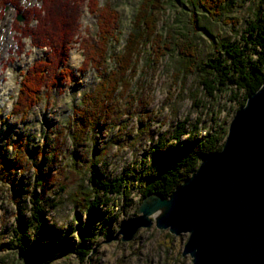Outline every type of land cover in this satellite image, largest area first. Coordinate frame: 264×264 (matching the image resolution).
I'll return each mask as SVG.
<instances>
[{
  "label": "rangeland",
  "instance_id": "1",
  "mask_svg": "<svg viewBox=\"0 0 264 264\" xmlns=\"http://www.w3.org/2000/svg\"><path fill=\"white\" fill-rule=\"evenodd\" d=\"M37 1L20 0V5L30 8ZM98 1L101 6L114 7L120 15L122 37L112 46L119 50L141 0ZM189 8L169 3L159 14V28L163 35L169 28L174 29L171 33L188 34L195 43L199 66L218 54L221 39L242 43L249 21L259 13L264 17V0H228L217 20L198 10L200 25L210 28L212 39L201 29L192 30ZM20 15L11 5L2 9L0 0V165H6L0 166V264H27L25 251L6 244L18 237L20 221L31 216L30 192L37 175L45 180V218L50 229L38 251L48 260L46 264H192L190 255H183L188 234L176 236L159 229L154 219L152 226L140 228L130 241H123L122 235L113 237L127 220L137 216L145 174L159 166L158 146L167 143L178 149L172 136L184 122L185 135L178 141L182 147L228 131L241 108L242 92L229 85L210 94L211 89L202 83L207 73L196 69V62L185 67L172 51L156 60L150 43L138 57L129 86L120 89L100 113L97 109L91 113L93 106L87 108L83 98L94 91L99 73L95 68L80 71L84 60L81 41L83 37L97 41L98 15L84 2L81 27L67 62L74 76L54 89H43L42 101L26 117L14 115L22 73L45 56L44 49L32 48L26 38L23 52H19L12 24ZM229 17L232 19L223 21ZM111 66L109 61L107 67ZM86 108L92 118L85 119L89 127L76 141L80 113ZM94 175L106 181L123 178L132 203L122 194H112L110 203H99L96 216L91 215L90 201L103 194L94 189ZM85 229L92 240L84 237ZM87 246L91 249L83 257L77 250Z\"/></svg>",
  "mask_w": 264,
  "mask_h": 264
},
{
  "label": "trees",
  "instance_id": "2",
  "mask_svg": "<svg viewBox=\"0 0 264 264\" xmlns=\"http://www.w3.org/2000/svg\"><path fill=\"white\" fill-rule=\"evenodd\" d=\"M41 3L30 8H23L20 0H1L2 9L11 5L24 18L19 23L14 19L12 29L15 32L17 46L23 52V39H29L32 48L45 50V56L35 60L26 72L22 73V79L18 95L13 104L12 113L26 117L30 109L42 101L43 89L51 90L58 87L66 79L73 77V70L67 66L72 44L77 40L81 27L80 8L87 2L91 13L98 15L97 41L83 37L84 60L80 71L85 72L95 68L99 73V82L92 94H86L83 103L93 106L92 112L101 111L106 104L113 99L120 89H126L136 70L138 57L147 44L154 45L156 60L168 52L178 53L183 66L188 67L196 62V69L207 73L203 85L212 94L213 90H223L229 85L235 86L243 94L241 107L245 105L247 98L256 92L264 83V17L259 13L257 18L250 20L248 27L242 35V43L221 39L218 54L201 62L197 61V49L188 34L184 32L171 33L169 28L164 35L159 28L160 13L166 7L176 2L181 7H190V25L192 30L201 29L206 35L214 38L210 28L200 25L198 10H203L211 18L217 20L223 16V11L228 0H141L133 17L132 29L129 32L123 47L113 50L112 46L120 42L122 33L120 30V15L117 10L109 5L101 6L98 0H38ZM248 1V0H247ZM188 5V6H187ZM231 20L225 18L223 21ZM168 51V52H167ZM171 53V54H172ZM195 59V60H194ZM113 63L111 68L108 62ZM113 61V62H112ZM208 87V88H207ZM80 113L81 120L74 134V139L79 141L89 127L86 118H92L88 110ZM100 113V112H99ZM185 123H180L172 136L174 146L169 148L167 143L158 146L159 166L151 167L145 174L141 189L142 199L150 194L157 193L168 197L185 179L191 176L198 168L201 160L208 154L222 149L228 131L221 130L215 134H209L192 142L190 145L180 146L178 141L185 135ZM94 125V123H93ZM191 135V133L189 134ZM5 168L6 165H0ZM156 170V171H155ZM94 189L102 192L95 196L88 205L91 215L96 216L95 209L99 203L108 205L112 194H122L127 201L130 200V191L123 178L106 181L100 176H92ZM39 189V190H38ZM45 180L37 175L30 192L32 213L27 220L20 221V233L16 239L7 243V248H14L19 252H26L27 264H46L47 259L42 258L38 251L41 244L47 240L49 226L46 222L44 206ZM84 237L92 240L89 235ZM90 246L86 249H78L83 257L89 253Z\"/></svg>",
  "mask_w": 264,
  "mask_h": 264
},
{
  "label": "water",
  "instance_id": "3",
  "mask_svg": "<svg viewBox=\"0 0 264 264\" xmlns=\"http://www.w3.org/2000/svg\"><path fill=\"white\" fill-rule=\"evenodd\" d=\"M153 219L159 229L188 234L183 255L192 264H264V83L237 111L222 149L168 197L144 198L113 238L130 241Z\"/></svg>",
  "mask_w": 264,
  "mask_h": 264
},
{
  "label": "bare ground",
  "instance_id": "4",
  "mask_svg": "<svg viewBox=\"0 0 264 264\" xmlns=\"http://www.w3.org/2000/svg\"><path fill=\"white\" fill-rule=\"evenodd\" d=\"M208 88V87H207ZM210 89V88H209ZM94 117V116H93ZM18 158V157H17Z\"/></svg>",
  "mask_w": 264,
  "mask_h": 264
}]
</instances>
